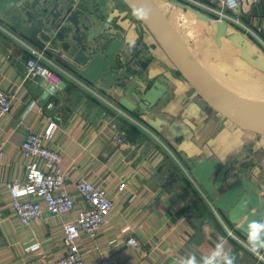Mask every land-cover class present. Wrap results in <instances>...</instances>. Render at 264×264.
<instances>
[{"label": "crops", "instance_id": "obj_1", "mask_svg": "<svg viewBox=\"0 0 264 264\" xmlns=\"http://www.w3.org/2000/svg\"><path fill=\"white\" fill-rule=\"evenodd\" d=\"M153 1L186 46L189 43L177 28L181 9L195 13V18L210 24L215 33L217 23L207 13L187 9L183 3ZM56 2L59 6L54 12L61 11L63 16L54 21L49 11ZM43 9L47 10L44 14ZM197 12L207 20L199 19ZM34 13L45 17L44 31L51 37L46 54L68 71L57 57L73 62L82 45L87 46L83 53H96L120 39L122 46L108 71L121 79L110 89H103L94 88L71 71L76 78L57 71L48 81L26 78L28 49L17 39L20 35L11 29L7 17L0 14V88L14 94L12 112L0 119V141L4 143L0 163V264H40L63 253L61 227L71 215L54 217L45 213L22 226L11 213L3 185L24 176L19 145L25 132L43 133L51 122L57 129L48 145L61 153L68 191L76 195L75 181L86 177L100 183L113 199V211L99 233L92 239L81 236L79 247L86 264H98L102 256L123 264H181L193 253L197 257L209 255L217 243L231 253L235 264H264L248 248L227 237L225 228H235V234L247 244V234L227 221L226 214L211 203L190 174L200 159L213 158L229 167L225 187L245 176L264 196V134L237 127L202 99L121 0H48ZM73 14L76 23L70 20ZM184 17L186 26H191L186 30L189 34L192 24ZM242 20L257 35L242 34L251 41L252 54L264 58V0L253 2ZM202 29L198 25L195 30L200 33ZM81 35L84 39L76 41L75 37ZM221 46L238 52L246 75L235 74L233 81L227 72L207 62L206 56L188 49L203 70L227 90L236 93L242 83L251 86L246 90H263L264 73L241 59L239 50L227 39H222ZM130 81L140 83L141 92L158 83L163 94L146 109L138 99L134 101L125 94ZM115 130L126 132L125 142L119 144L113 139ZM245 138L248 142L243 144ZM164 151L173 157L171 161ZM172 161L177 163L176 172H172L176 165ZM121 182L126 183L123 191L118 190ZM128 237L136 239L137 247L127 245ZM32 243H39L40 248L25 251ZM260 253L264 255V249Z\"/></svg>", "mask_w": 264, "mask_h": 264}, {"label": "water", "instance_id": "obj_2", "mask_svg": "<svg viewBox=\"0 0 264 264\" xmlns=\"http://www.w3.org/2000/svg\"><path fill=\"white\" fill-rule=\"evenodd\" d=\"M25 1L0 0V14L7 17V22L13 31L29 42L45 48L51 39L50 35L44 31L45 17H38L34 12L39 5L45 4L48 0H31L28 5L25 4ZM121 1L142 23L174 68L202 99L241 127L244 126L243 128L247 130L264 134V113L245 105L242 97L225 89L203 70L168 18L153 0ZM58 6V2L54 3L53 10L49 11V15L54 21L63 16L61 11L54 12ZM186 8L194 10L188 6ZM46 12V9L42 10V14ZM197 17L207 20L205 15L198 12ZM70 20L76 23L77 17L73 14ZM75 38L80 42L84 36ZM223 38L239 50L241 59L264 73V58L252 54L251 41L240 33L228 32L227 23L221 21L215 26V44L221 46ZM121 46V40L116 38L104 50L96 53H83L87 51V46L82 45L80 51L74 56L73 62L62 57H57V59L72 73L94 88L110 89L117 80L121 79L108 71ZM157 84L152 85L147 91L141 92L140 83L130 81L125 89V94L134 101L138 99L144 108H151L163 94L164 89ZM228 170L227 165H223L216 159L202 158L190 169V174L202 187L211 203L226 214L227 221L236 226L243 234H247L244 231V225L250 220L264 219V196H261V189L245 176L225 187Z\"/></svg>", "mask_w": 264, "mask_h": 264}, {"label": "built area", "instance_id": "obj_3", "mask_svg": "<svg viewBox=\"0 0 264 264\" xmlns=\"http://www.w3.org/2000/svg\"><path fill=\"white\" fill-rule=\"evenodd\" d=\"M167 1L183 3L194 10L203 11L209 15L213 23L226 22L228 32L257 36L242 20L243 13L257 0ZM17 39L28 49L29 53L25 61L26 78L40 77L42 80L48 81L56 71L76 78L70 71L49 57L44 48L33 46L21 36ZM261 43L263 42L261 41ZM82 84L103 102L111 104L96 89H92L83 82ZM13 96L14 94H9L0 88V119L12 112ZM48 106L51 107L52 103H48ZM116 110L128 117L120 109L116 108ZM56 129V124L51 122L43 133L25 132L19 145L25 163L24 176L3 183L4 190L9 197L12 215L22 226H28L31 222L41 219L45 213L54 217L71 215L67 221L62 223L61 227L62 255L55 259H44L40 264H86L83 252L79 247L81 236L84 235L92 239L99 233L113 211V199L100 183H94L86 177H80L75 181L76 195L68 191L66 172L61 167V153L48 145V142L53 139ZM112 137L121 144L125 142L126 132L115 130ZM3 157L4 143L0 141V163L3 161ZM125 187L126 183L121 182L118 190L123 191ZM212 209L216 210L214 206ZM225 229L227 237L248 248V245L235 234V228ZM126 243L130 248L137 247L134 237H128ZM39 248V243H32L26 247L25 251L34 252ZM253 255L264 261L263 253H253ZM98 264H123V262L119 259L102 256Z\"/></svg>", "mask_w": 264, "mask_h": 264}, {"label": "rangeland", "instance_id": "obj_4", "mask_svg": "<svg viewBox=\"0 0 264 264\" xmlns=\"http://www.w3.org/2000/svg\"><path fill=\"white\" fill-rule=\"evenodd\" d=\"M182 11H179L178 13L182 14L181 17L179 16V21H178V30L181 33V36L184 37V39L186 38L187 43L188 44V48L192 49L195 53V55L203 57L206 56V58L208 60H206L207 62L211 63L212 65H214L218 71L221 72H227V76H230L229 78L232 79L234 81L235 79V74L239 75V74H244L246 75V71L242 68V66L244 64H241L242 62L238 59V52H235V50L230 51H226L224 49L223 46H220L219 48L215 45L214 43V36H213V31H211V26L210 24H208L207 22H203L201 20H198L197 18H195V13H188L186 11H184L183 9H181ZM187 18L190 19V22L192 24V28H190V33L187 34V29H189L188 27L190 26H186L185 24V16ZM189 21V20H188ZM210 21V20H209ZM210 23V22H209ZM201 26L203 29V32L197 33L195 30L197 28V26ZM213 25V24H211ZM191 27V26H190ZM211 31V32H210ZM45 49V48H44ZM46 52V49H45ZM228 56V58H226V56ZM220 68V69H219ZM225 75V74H224ZM252 75V74H249ZM251 78V77H249ZM240 88V90L238 92H236L235 94L238 97H244L247 100H251L254 102H258V103H263L264 104V93L260 89L257 87H254V91H258V93H255L251 90H246V88H251V86L249 85H245V83H242L240 85H238ZM245 87V88H241ZM256 89V90H255ZM232 92V91H231ZM253 92V93H252ZM234 93V92H233ZM237 127H240L239 124H237ZM244 127V126H243ZM245 131H249L247 129L244 128ZM242 139V138H241ZM243 144H246V142H248V140L245 138L243 139ZM165 155H166V159L170 160L173 159V157L167 153L166 151H164ZM171 161V160H170ZM174 163V168L172 169V172H176L178 170L177 167V163L176 161H172ZM176 167V169H175Z\"/></svg>", "mask_w": 264, "mask_h": 264}, {"label": "clouds", "instance_id": "obj_5", "mask_svg": "<svg viewBox=\"0 0 264 264\" xmlns=\"http://www.w3.org/2000/svg\"><path fill=\"white\" fill-rule=\"evenodd\" d=\"M243 228L247 233L249 251L258 254L261 249H264V219L250 220ZM181 264H235V258L224 248L222 243H217L209 255L197 257L193 253Z\"/></svg>", "mask_w": 264, "mask_h": 264}, {"label": "bare ground", "instance_id": "obj_6", "mask_svg": "<svg viewBox=\"0 0 264 264\" xmlns=\"http://www.w3.org/2000/svg\"><path fill=\"white\" fill-rule=\"evenodd\" d=\"M242 99H243L245 105H247L251 109H254L256 111L264 113V104L263 103H258V102H254V101H251V100H247L244 97H242Z\"/></svg>", "mask_w": 264, "mask_h": 264}]
</instances>
